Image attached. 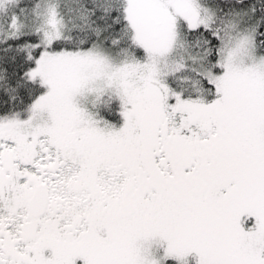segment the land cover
Listing matches in <instances>:
<instances>
[{
	"label": "snow or ice",
	"instance_id": "snow-or-ice-1",
	"mask_svg": "<svg viewBox=\"0 0 264 264\" xmlns=\"http://www.w3.org/2000/svg\"><path fill=\"white\" fill-rule=\"evenodd\" d=\"M0 264H264V0H0Z\"/></svg>",
	"mask_w": 264,
	"mask_h": 264
}]
</instances>
